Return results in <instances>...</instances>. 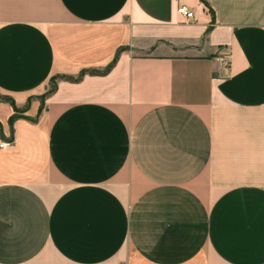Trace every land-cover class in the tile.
<instances>
[{
	"label": "crops",
	"instance_id": "0c3cea01",
	"mask_svg": "<svg viewBox=\"0 0 264 264\" xmlns=\"http://www.w3.org/2000/svg\"><path fill=\"white\" fill-rule=\"evenodd\" d=\"M205 1L0 0V264H264V0Z\"/></svg>",
	"mask_w": 264,
	"mask_h": 264
},
{
	"label": "built area",
	"instance_id": "2783aa9c",
	"mask_svg": "<svg viewBox=\"0 0 264 264\" xmlns=\"http://www.w3.org/2000/svg\"><path fill=\"white\" fill-rule=\"evenodd\" d=\"M177 13L186 21L193 18V12L189 10L186 5H179L177 7ZM12 142L13 139L10 142L0 141V149H5L9 145H11Z\"/></svg>",
	"mask_w": 264,
	"mask_h": 264
},
{
	"label": "rangeland",
	"instance_id": "374dc122",
	"mask_svg": "<svg viewBox=\"0 0 264 264\" xmlns=\"http://www.w3.org/2000/svg\"><path fill=\"white\" fill-rule=\"evenodd\" d=\"M115 62V61H114ZM114 62L112 61V63H110V67L109 69L113 66ZM108 68L105 69V71H107ZM97 72H101V71H97ZM57 85V79H50V81H48V83L46 84V89L44 91L43 95H46V93L51 92Z\"/></svg>",
	"mask_w": 264,
	"mask_h": 264
},
{
	"label": "trees",
	"instance_id": "16d2710c",
	"mask_svg": "<svg viewBox=\"0 0 264 264\" xmlns=\"http://www.w3.org/2000/svg\"><path fill=\"white\" fill-rule=\"evenodd\" d=\"M202 2L204 3V5H205L206 7H208V3H207L205 0H202ZM210 13L212 14V11H211V10H210ZM114 61H115V60H114ZM114 61H113V62H114ZM109 67H110V65H109ZM109 67H108V69H109ZM108 69H107V70H108Z\"/></svg>",
	"mask_w": 264,
	"mask_h": 264
}]
</instances>
